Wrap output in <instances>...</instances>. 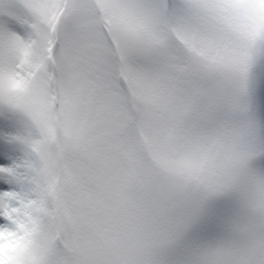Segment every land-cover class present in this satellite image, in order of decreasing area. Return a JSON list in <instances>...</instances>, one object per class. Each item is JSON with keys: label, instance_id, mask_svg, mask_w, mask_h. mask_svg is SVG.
<instances>
[{"label": "snow or ice", "instance_id": "1", "mask_svg": "<svg viewBox=\"0 0 264 264\" xmlns=\"http://www.w3.org/2000/svg\"><path fill=\"white\" fill-rule=\"evenodd\" d=\"M0 264H264V0H0Z\"/></svg>", "mask_w": 264, "mask_h": 264}]
</instances>
